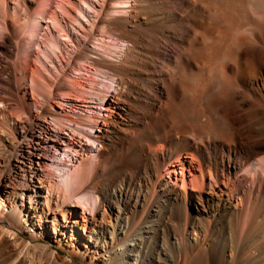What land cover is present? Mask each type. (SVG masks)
<instances>
[{"label":"bare ground","instance_id":"obj_1","mask_svg":"<svg viewBox=\"0 0 264 264\" xmlns=\"http://www.w3.org/2000/svg\"><path fill=\"white\" fill-rule=\"evenodd\" d=\"M7 1L0 53H11L7 37L23 61L16 80L29 77L32 93L68 106L77 120L58 115L59 134L29 137L27 174L43 167L49 176L61 159L57 179L32 173L27 187L6 183L0 220L50 236L72 263L264 264V0H29L28 11ZM25 39L37 46L35 60ZM70 50L73 79L54 85L36 60L52 63L51 54ZM52 111L43 105L39 114ZM124 133L133 170L80 193L105 146L122 149ZM190 154L202 168L191 186L174 180ZM105 205L115 210L112 224L97 216ZM5 235L14 249H0V264L60 259L33 260L30 243L17 249L15 232L2 226L0 241Z\"/></svg>","mask_w":264,"mask_h":264},{"label":"rangeland","instance_id":"obj_2","mask_svg":"<svg viewBox=\"0 0 264 264\" xmlns=\"http://www.w3.org/2000/svg\"><path fill=\"white\" fill-rule=\"evenodd\" d=\"M7 2H10L9 4L12 5V2H14V0H8ZM19 3L22 5L23 10L24 8L25 10L27 9L26 11L34 7V5L31 4L29 0H24V1L20 0ZM26 11L21 12L23 13V16L27 13ZM95 33L98 34V32H95ZM3 39L2 41L9 48L11 53L10 52L0 53V80H2L0 81V100L2 102V103L0 102V109L4 110L5 113L4 112L3 113L7 117L8 115L9 117H14L16 120L15 123H18L19 127L13 128V122L9 121L5 115L3 116L2 115L3 113L2 114L0 113V179H1L0 216L2 215L1 213L3 211H4L3 213L6 212V209H5L6 204L4 201H2V199H5L6 197V193H5L6 183H8L7 185L9 189L27 187L29 184L27 185L26 181L29 178L31 179L30 174L32 173H37L42 178L46 176L47 178L45 177L44 179L47 180V182L49 183H52L57 179L58 170L60 169L58 164L61 159H57L55 163L56 165H54L52 167V170L49 171L51 172L52 175L50 174L49 176H47L46 171L44 170L43 172V169H45L43 167L41 171L39 169H34V167H32L33 172L30 174H27L26 170L31 165L30 160L31 158H34L33 155L29 154V149H30L29 148V145H30L29 137L32 134H35V132L38 131L39 129L42 130V132H44L45 134H47L48 137L49 135H51L50 128H52L51 133L54 136H56L57 133L59 134L61 131L58 129L60 125L57 128L56 127L57 125L54 122L56 120L55 118L58 115H59L58 117L61 116V118L67 117V118H71L72 120L76 119L74 117V114H71L74 112L69 111L68 106L65 107L64 105H61L52 99L45 100V98H41V95H39L38 93H32L29 77L24 78L21 81L20 79L18 81L16 80V77L24 76L23 70L19 68L21 67L19 65H22L21 63L22 60L19 61V59H17V54H16L14 44L11 42H8L7 37ZM24 42L27 48L29 49V51L31 50L29 52V54L32 55L30 56V60L32 59L35 60V58L38 57V55L35 52H32V50L36 51L37 46L27 45L30 43L28 39H25ZM72 53L73 51L70 50V51H65L64 54H51L50 59L53 61L52 63H50L48 60H45L44 58H41L40 61L36 60V62L39 65L41 62L42 66L44 65L48 69V71L44 72V75L51 80L52 84L62 85V84H66L68 80L73 79L74 73L76 71L75 70L77 67L75 63L76 55L75 53L73 54ZM20 70L22 71V73ZM30 74L31 72L29 71V76ZM98 80H100V78H98ZM54 95L56 96L55 91H54ZM71 98H75V97H71V96L64 97L65 100H71ZM77 99H80V98H77ZM80 104L81 103H79V106ZM43 105L53 108V111L47 114L48 116L46 117H43L41 114H39V111L42 109ZM81 113H82L81 110H79L78 114L81 115ZM16 114H18L19 118H16L17 117ZM21 125L25 127L23 128L25 130H22ZM64 132H68V131L66 130ZM160 145H156L154 148L156 150H160L161 152H163L165 150V146L163 144H160ZM121 146H122V149L120 150L119 149L114 150V149H111L109 146H105L106 149L102 150V152L100 153L101 164H100L98 172L96 174H92L90 176L91 178L89 177L88 179L89 181L87 180L88 182L86 181V183L80 188V193L83 191L85 192V191L90 190L93 184H95L97 187H101L103 185H111L112 183L118 184L120 177H122L125 173L131 172L133 170V164L129 162L127 159V156L132 152V148L130 147V141L128 142V135L126 133H124L121 138ZM186 160L188 162L185 168L179 165L176 166L177 173L174 174V176L176 175L174 180L180 179V184H182L183 180L186 179L187 182L191 183L190 184L191 186L193 185L192 175L200 176L201 174L200 170L202 168H201L199 161H197L194 158V156L192 157V154L186 157ZM32 166H35V165H32ZM164 175H166L165 178L169 179V177H167V174L165 172H164ZM114 211L115 210L111 209L108 205H105L103 207L99 206L97 210V216L100 217L101 215H103L106 218L105 221L108 224H112L115 218V214L113 213ZM141 211L142 210H140L138 213V217H137L138 219L142 215ZM77 218L82 223H84L80 215L77 216ZM87 224L93 225L91 222H87ZM2 226L9 228L15 232L16 237H17L16 241H14L13 243L15 245V248L20 249L21 247H24L26 243H30L31 246H30V251H28V256L31 259L37 260L39 258L38 256H40L41 253H46V254L56 253L60 256L59 257L60 259L55 260L54 264H66L67 261L71 262L70 261L71 257L69 253L66 250L59 249L55 240L51 238L50 236L38 235L35 238V237H32L31 235V232L33 231V229L20 230L18 228L9 227L5 221L0 220V227ZM11 238L12 236L5 235L3 240L0 241L1 252L7 256H12L13 254L12 251L14 248L11 244V241H12ZM216 242L221 244L222 242H226V239H224L223 241L216 239ZM31 251H32V254L35 253L34 255H36L35 256L36 258L34 257V255L31 254ZM37 253H40V254L38 255ZM31 256H33V258ZM168 256L173 257L174 253L169 252ZM28 261L30 262L29 259L25 260L24 264H29ZM115 263H116V260L114 259L113 262H111V264H115ZM71 264H82V263H80L77 259H75L74 263L71 262ZM98 264H104V263L98 261Z\"/></svg>","mask_w":264,"mask_h":264}]
</instances>
